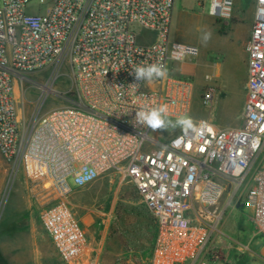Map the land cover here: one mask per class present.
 Listing matches in <instances>:
<instances>
[{
  "label": "built area",
  "instance_id": "built-area-1",
  "mask_svg": "<svg viewBox=\"0 0 264 264\" xmlns=\"http://www.w3.org/2000/svg\"><path fill=\"white\" fill-rule=\"evenodd\" d=\"M0 0V153L12 172L33 162L56 182L85 187L118 173L133 183L156 224L151 264H215L213 243L228 208L243 202L264 238V0H255L247 45L248 76L240 127L194 120L159 142L134 126L135 112L167 104L169 118L189 116L193 85L172 77L199 48L171 37L175 0ZM235 0H211L209 15L232 19ZM179 45V47H177ZM67 61L71 88L63 105L23 121L16 87ZM163 64L168 74L138 87L132 70ZM214 88L201 95L211 107ZM182 137L179 148L172 141ZM45 232L64 264H102L67 197L41 213Z\"/></svg>",
  "mask_w": 264,
  "mask_h": 264
},
{
  "label": "rangeland",
  "instance_id": "rangeland-1",
  "mask_svg": "<svg viewBox=\"0 0 264 264\" xmlns=\"http://www.w3.org/2000/svg\"><path fill=\"white\" fill-rule=\"evenodd\" d=\"M211 0H175L172 22L174 39L199 48L196 59L179 64L172 77L193 85V102L189 117L194 120H224L216 104L204 107L201 95L207 88L217 91L216 98H229V118L242 125L247 81V45L255 18V0H235L232 19L220 21L209 15ZM47 8L34 1L30 13ZM239 23V24H238ZM238 24L240 37L234 35ZM209 35L206 43L203 37ZM243 37V38H242ZM71 71L67 61L59 70L47 68L30 76L31 81L16 87V102L23 121L32 123L47 111L63 105L57 91L71 88ZM223 107V106H222ZM172 121L176 119L169 118ZM182 130L169 128L152 132L159 142L167 141ZM69 184L74 186L72 180ZM67 197L86 221L91 215L99 219L100 230L110 233L107 243L110 264H148L155 230L136 186L113 174L104 176L75 192H67L62 182L38 173L33 162L24 163L13 173L0 153V264H64L58 256L41 220L42 211L56 200ZM102 211L99 214L92 210ZM96 215V217L94 216ZM250 210L243 202L228 208L223 234L215 239V264H264V238L254 234ZM223 220V221H224Z\"/></svg>",
  "mask_w": 264,
  "mask_h": 264
},
{
  "label": "clouds",
  "instance_id": "clouds-1",
  "mask_svg": "<svg viewBox=\"0 0 264 264\" xmlns=\"http://www.w3.org/2000/svg\"><path fill=\"white\" fill-rule=\"evenodd\" d=\"M210 34L203 37V42L206 43ZM179 47V45L177 46ZM135 78V83L131 84L138 87L142 81H153L161 79L168 74L167 68L160 63L142 64L136 66L131 73ZM134 126L141 127V134L143 129L167 131L169 128L175 130L180 128L185 135L189 133H198L202 131L206 125L201 124L198 128L193 119L189 116H180L175 121L169 119V108L167 104L156 105L154 107L145 106L135 112V117L132 121ZM182 143V137H178L172 141L174 147L179 148Z\"/></svg>",
  "mask_w": 264,
  "mask_h": 264
},
{
  "label": "crops",
  "instance_id": "crops-1",
  "mask_svg": "<svg viewBox=\"0 0 264 264\" xmlns=\"http://www.w3.org/2000/svg\"><path fill=\"white\" fill-rule=\"evenodd\" d=\"M229 22V21H228ZM228 22H226V25L228 24ZM239 24V23H238ZM238 24H235L234 25V27H233V30H234V35L235 36H237L238 38L240 37V30L238 29ZM250 35H251V33H250ZM171 37H172V39L173 40H176V39H174V37H173V35H172V32H171ZM243 38V37H242ZM249 38H250V36H249ZM176 41H180V40H176ZM180 42H183V41H180ZM186 43V42H185ZM174 71H172V73H173ZM247 76H248V66H247ZM218 97V96H217ZM214 103L216 104V108H217V111L219 110V108H220V110H221V112H222V115H223V117L224 118H226V121L224 122V120H217V119H209V120H211L216 126H219V127H222V128H229V127H240L241 125H239V124H236L237 123V121H232V120H230V119H227V118H229V115H228V110H229V108H230V106L232 105V102H231V100L229 99V98H216L215 99V101H214ZM215 104H214V107H215ZM223 106V107H222ZM243 107H244V104H243ZM242 113H243V111H242ZM201 120H206V119H201ZM113 174H115V175H119L118 173H115V172H111V173H108V174H106V175H103L102 177H104V176H112ZM120 176V175H119ZM102 177H100V178H102ZM99 178V179H100ZM99 179H97V180H99ZM96 180V181H97ZM96 181H94V182H96ZM93 182V183H94ZM64 185H65V189H66V191L67 192H75V191H77V190H79V189H83V188H85V187H87V186H89V185H91V184H89V185H87V186H85V187H82V188H78V187H75V186H72V185H70L69 184V180H66V181H64V182H62ZM57 201V200H56ZM55 201V202H56ZM55 202H53L52 204H54ZM144 203V202H143ZM51 204V205H52ZM51 205H49V206H51ZM145 205V204H144ZM48 206V207H49ZM74 206V205H73ZM145 207H146V205H145ZM146 209H147V207H146ZM74 210H75V213H76V215L78 216V218L80 219V221L82 222V226H83V228H84V231H85V233H86V237H87V239H88V242H89V244L93 247V249H94V251H95V254H96V256H97V258H98V260L102 263V264H110V258H111V255H114V253H111V251L109 250V247L107 246V243L109 242V240H110V233L108 234V233H106L105 232V230H102L101 231V238H98L97 236H96V232L98 231V230H100V227H101V225H100V221H98L99 219H94V217H93V215H91V218L89 217L88 219H87V221H86V217H87V215H85V216H80L79 214H78V210L75 208V206H74ZM95 211L96 212H98L99 214H102V211H100V210H97V208L95 209V210H92L90 213H94L95 214ZM147 211H148V209H147ZM148 213H149V211H148ZM149 215H150V213H149ZM95 217H96V215H94ZM151 216V215H150ZM152 217V216H151ZM225 218V217H224ZM153 219V218H152ZM224 220V219H223ZM228 220L226 219V220H224L223 222H222V226H225V225H227L228 224V222H227ZM153 226H154V230H155V236H154V243H155V239H156V233H157V229H156V224H155V222H154V220H153ZM254 234L255 235H258L257 234V232H256V230H255V228H254ZM260 236V235H259ZM153 247H154V244H153ZM153 247H152V249H151V251H150V253H149V255H148V264H151L150 263V258H151V254H152V250H153Z\"/></svg>",
  "mask_w": 264,
  "mask_h": 264
}]
</instances>
